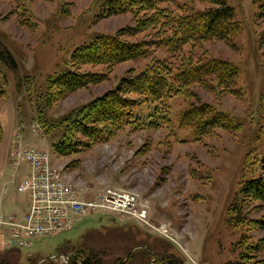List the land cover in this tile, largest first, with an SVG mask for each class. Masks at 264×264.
<instances>
[{
  "label": "rangeland",
  "instance_id": "obj_1",
  "mask_svg": "<svg viewBox=\"0 0 264 264\" xmlns=\"http://www.w3.org/2000/svg\"><path fill=\"white\" fill-rule=\"evenodd\" d=\"M225 1L234 9V20L240 25L237 33L226 42L211 39L172 51L159 42L174 36L172 22L144 23L153 11L107 14V0H0V47L16 63L11 70L0 61L4 90L0 161L5 162L0 174V212L25 206V194L16 190L19 177L10 164L19 134L24 145L48 152L81 197L96 199L107 188L135 191L147 207L148 221L166 229L159 233L133 219L95 211L69 230L32 240L28 248L3 244L0 264H41L51 254L71 250L79 253L72 264H81L87 257L100 259L102 264H164V259L174 258L183 264H225L243 250L240 242L251 244L264 237V229L252 223L264 218V202H253L241 216H233L235 226L227 222L240 183L259 173L264 151V22L257 18L260 0ZM210 6L199 0L159 4L171 16ZM140 22L144 23L141 27ZM120 30H126L121 38L128 42L147 43L148 54L113 65H72L76 48ZM212 57L238 67L230 92L210 79L191 85L188 96L177 94L163 100L140 96L128 123H106L98 139L78 133L75 125L80 111L115 89L123 77L161 64L174 68ZM67 70L99 73L103 79L48 104L44 98L49 81ZM202 103L227 112L235 128L215 129L210 136L195 139L189 127L179 124V117L187 107ZM57 143L72 144L73 151L59 154L53 149ZM26 171L27 166L21 165L19 176ZM4 232L0 227V235ZM140 249L150 255L140 257ZM256 258L264 260V252ZM46 264L65 263L52 260Z\"/></svg>",
  "mask_w": 264,
  "mask_h": 264
},
{
  "label": "trees",
  "instance_id": "obj_2",
  "mask_svg": "<svg viewBox=\"0 0 264 264\" xmlns=\"http://www.w3.org/2000/svg\"><path fill=\"white\" fill-rule=\"evenodd\" d=\"M169 0H107L105 12L107 14H120L148 10L153 11L144 23L149 25H167L172 22L174 36L161 39L159 42L166 45L169 50L180 49L185 44H195L205 40L228 41L230 36L237 33L240 25L234 20V9L225 0H199L207 2L210 7L201 11L171 16V11L159 7L162 2ZM257 18L264 22V0L258 5ZM140 22L138 26L144 24ZM170 25V24H169ZM137 28H135V31ZM134 30V29H133ZM126 31V30H125ZM125 31H119L115 35L96 36L91 42L76 48L71 55L73 66L81 64H106L113 65L126 60L144 57L148 54L147 43H132L122 39ZM264 37V30L262 32ZM0 61L9 69L15 70L16 63L11 53L0 47ZM238 76V67L225 59L208 58L195 64H185L178 67H170L161 64L158 67L139 72L132 76L123 77L115 89L104 93L87 104L79 113L76 128L79 134L86 138L98 139V133L106 123L121 125L129 122L132 109L141 100L140 96L151 97L154 100H163L177 94L188 96L189 87L194 84H203L207 80H215L224 91L230 92L231 86ZM103 75L99 73H81L75 70L61 72L48 83V93L45 100L48 104L59 100L74 90L86 87L89 84L100 82ZM4 90L0 87V96ZM135 95V98L130 97ZM179 124L191 129L195 139H203L210 136L215 129L230 131L235 128L233 118L225 111L215 110L207 103L191 105L180 113ZM0 123V135H1ZM96 133V134H95ZM54 151L65 155L73 151L72 144L57 143ZM264 202V151L259 159V173L256 176L244 179L238 188L237 198L229 207L230 219L227 222L235 226L233 216L242 215L244 207L253 202ZM257 206V205H256ZM256 228L264 229V218L252 221ZM239 250L234 260L225 264H264V260L256 258L257 254L264 252V237L248 244L244 241L238 244ZM74 253L68 264L76 263L79 253ZM70 252L63 251L64 255ZM140 257L146 258L150 254L147 250H139ZM132 253L128 255L131 256ZM83 258L81 264H102L100 259ZM52 260L41 261V264L50 263ZM35 261H33L34 263ZM164 264H183L174 258L163 261Z\"/></svg>",
  "mask_w": 264,
  "mask_h": 264
},
{
  "label": "built area",
  "instance_id": "obj_3",
  "mask_svg": "<svg viewBox=\"0 0 264 264\" xmlns=\"http://www.w3.org/2000/svg\"><path fill=\"white\" fill-rule=\"evenodd\" d=\"M16 138L10 164L14 176L19 177L16 190L25 194V206L7 214L0 212V227L5 229L1 245L28 248L32 240L69 230L95 211L166 232L163 226L154 227L148 221L147 207L135 191L107 188L96 199H85L64 179L45 149L24 145L19 134ZM23 164L27 171L19 176L18 168Z\"/></svg>",
  "mask_w": 264,
  "mask_h": 264
},
{
  "label": "crops",
  "instance_id": "obj_4",
  "mask_svg": "<svg viewBox=\"0 0 264 264\" xmlns=\"http://www.w3.org/2000/svg\"><path fill=\"white\" fill-rule=\"evenodd\" d=\"M4 164H5V162L3 163V161H0V174L2 173ZM0 245H1V243H0Z\"/></svg>",
  "mask_w": 264,
  "mask_h": 264
},
{
  "label": "water",
  "instance_id": "obj_5",
  "mask_svg": "<svg viewBox=\"0 0 264 264\" xmlns=\"http://www.w3.org/2000/svg\"><path fill=\"white\" fill-rule=\"evenodd\" d=\"M134 248H136V247H134ZM134 248H132L131 250H133ZM50 257H52V255H49V256H47V257H45L44 259H48V258H50ZM40 262V261H39ZM38 262V263H39Z\"/></svg>",
  "mask_w": 264,
  "mask_h": 264
},
{
  "label": "flooded vegetation",
  "instance_id": "obj_6",
  "mask_svg": "<svg viewBox=\"0 0 264 264\" xmlns=\"http://www.w3.org/2000/svg\"><path fill=\"white\" fill-rule=\"evenodd\" d=\"M128 255H129V254H128ZM128 255H127V256H128Z\"/></svg>",
  "mask_w": 264,
  "mask_h": 264
}]
</instances>
